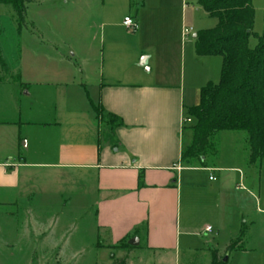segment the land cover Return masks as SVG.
Segmentation results:
<instances>
[{
	"label": "crops",
	"instance_id": "1",
	"mask_svg": "<svg viewBox=\"0 0 264 264\" xmlns=\"http://www.w3.org/2000/svg\"><path fill=\"white\" fill-rule=\"evenodd\" d=\"M131 16L138 36L144 21ZM161 39L133 52L115 45L70 54L56 45L20 49V92L0 111V205L8 217L26 215L24 238L60 244L65 229L42 208L55 201L64 208L71 197L63 190L78 184L93 198L94 228L108 246L132 237L139 245L144 237L148 250H167L197 234L207 251H224L242 228L264 219L252 171L260 162H248L245 136L220 131L222 141L231 137L230 149L203 163L180 159L184 107L199 99L186 87V68L208 56L192 52L182 29ZM95 107L122 123L111 126Z\"/></svg>",
	"mask_w": 264,
	"mask_h": 264
},
{
	"label": "rangeland",
	"instance_id": "2",
	"mask_svg": "<svg viewBox=\"0 0 264 264\" xmlns=\"http://www.w3.org/2000/svg\"><path fill=\"white\" fill-rule=\"evenodd\" d=\"M252 5V31L261 35L264 31V0H252ZM135 13L145 25L144 31L138 36L137 30H130L121 24L124 16H134ZM215 24L216 19L202 10L198 0H28L23 22L16 20L10 6L0 4V53L9 68L7 73L0 69V111H5L10 105L11 96L20 92L16 90L21 86L17 72L22 47L56 45L70 48L67 53L70 54L78 48L89 46L100 51L101 48L115 45L125 52H133L142 46L153 45L152 41H159L161 35L176 38L183 27H191L193 33L188 37L187 45L191 46L193 52V35ZM256 43L257 39L251 36L249 45L253 47ZM197 59V62L186 68L185 73L186 87L190 88V93L194 92L195 100L199 98L196 86H203L208 81L216 83L221 66L220 56ZM95 111L101 120L109 119L97 107ZM193 122L190 117V121L184 124V146L190 142ZM231 133L245 136L244 132ZM188 135L190 138L186 139ZM221 137L220 132L215 135L207 156H214L218 150L230 149L231 137L227 136L225 141ZM252 171L256 180L259 176L260 196L264 199V156ZM81 187L78 184L74 190H63L64 194L71 197L64 208L56 201L42 208L45 218H50L55 225L65 229L66 236L60 244L42 238L27 240L24 238L25 226L22 222L26 215L17 212L8 217L6 207L0 205V264H109L111 254L116 258L123 257L125 264L210 263L206 239L197 234L181 236L179 245L167 250H148L144 245V237L141 244L136 246L127 244L128 240L117 246L106 245L108 239L105 232L94 228L93 198H89ZM241 244L247 250L244 253L232 251L226 264H264V219L260 224L245 227ZM212 247L216 246L212 244ZM100 248H103L101 255ZM222 250L218 248V254L223 259L227 253ZM104 258L107 261L101 263Z\"/></svg>",
	"mask_w": 264,
	"mask_h": 264
},
{
	"label": "trees",
	"instance_id": "3",
	"mask_svg": "<svg viewBox=\"0 0 264 264\" xmlns=\"http://www.w3.org/2000/svg\"><path fill=\"white\" fill-rule=\"evenodd\" d=\"M27 2L0 0V4L13 9L19 22L24 21ZM198 4L209 17L216 19V24L195 33L194 52L197 56H220L221 66L218 81L206 82L199 90L198 103L184 107L188 116L184 118L191 117L194 122L190 127V142L182 147L180 159L201 160L215 135L230 130L245 133L248 162L259 163L264 156V31L261 35L252 31V0H198ZM251 36L257 39L253 47L249 45ZM0 69L4 73L9 70L1 53ZM107 116L111 126L122 123L114 115ZM244 234L242 228L224 252L244 250L241 244ZM209 254V264H226L217 249L210 248ZM109 264H125V259L112 255Z\"/></svg>",
	"mask_w": 264,
	"mask_h": 264
},
{
	"label": "built area",
	"instance_id": "4",
	"mask_svg": "<svg viewBox=\"0 0 264 264\" xmlns=\"http://www.w3.org/2000/svg\"><path fill=\"white\" fill-rule=\"evenodd\" d=\"M122 24L130 29V30H136L138 28V24L136 23V21L134 20V18L131 16V15H126L123 17L122 19ZM193 29L191 27H183L182 28V36H183V39H187L190 34L192 33ZM190 121V118H183V123L185 124L186 122H189ZM212 177H210L211 179ZM206 231H209L210 230V227L207 226L205 228Z\"/></svg>",
	"mask_w": 264,
	"mask_h": 264
},
{
	"label": "water",
	"instance_id": "5",
	"mask_svg": "<svg viewBox=\"0 0 264 264\" xmlns=\"http://www.w3.org/2000/svg\"><path fill=\"white\" fill-rule=\"evenodd\" d=\"M128 244L131 245V246H136L138 244V238L137 237L130 238L128 240ZM227 258H228V256L225 255L222 260L225 262V261H227Z\"/></svg>",
	"mask_w": 264,
	"mask_h": 264
}]
</instances>
